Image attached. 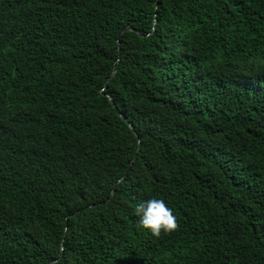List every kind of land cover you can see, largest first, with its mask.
<instances>
[{
    "label": "trees",
    "instance_id": "obj_1",
    "mask_svg": "<svg viewBox=\"0 0 264 264\" xmlns=\"http://www.w3.org/2000/svg\"><path fill=\"white\" fill-rule=\"evenodd\" d=\"M51 263L264 264V0H0V264Z\"/></svg>",
    "mask_w": 264,
    "mask_h": 264
},
{
    "label": "clouds",
    "instance_id": "obj_2",
    "mask_svg": "<svg viewBox=\"0 0 264 264\" xmlns=\"http://www.w3.org/2000/svg\"><path fill=\"white\" fill-rule=\"evenodd\" d=\"M132 214L137 218V228L152 237L159 238L162 234H170L177 228V219L173 210L159 198L138 201L134 205Z\"/></svg>",
    "mask_w": 264,
    "mask_h": 264
},
{
    "label": "water",
    "instance_id": "obj_3",
    "mask_svg": "<svg viewBox=\"0 0 264 264\" xmlns=\"http://www.w3.org/2000/svg\"><path fill=\"white\" fill-rule=\"evenodd\" d=\"M125 30H130V28H126ZM117 45H118V47H119V43L117 42ZM115 75V71L113 72V74H112V76H111V78L110 79H112V77ZM54 263V262H53ZM52 264V263H51Z\"/></svg>",
    "mask_w": 264,
    "mask_h": 264
}]
</instances>
